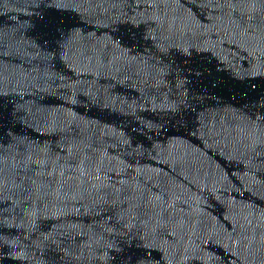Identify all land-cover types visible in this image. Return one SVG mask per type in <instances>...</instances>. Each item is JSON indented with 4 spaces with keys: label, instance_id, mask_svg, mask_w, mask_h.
I'll list each match as a JSON object with an SVG mask.
<instances>
[{
    "label": "water",
    "instance_id": "95a60500",
    "mask_svg": "<svg viewBox=\"0 0 264 264\" xmlns=\"http://www.w3.org/2000/svg\"><path fill=\"white\" fill-rule=\"evenodd\" d=\"M0 264H264V0H0Z\"/></svg>",
    "mask_w": 264,
    "mask_h": 264
}]
</instances>
